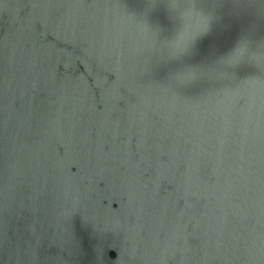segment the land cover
<instances>
[{
    "label": "water",
    "instance_id": "water-1",
    "mask_svg": "<svg viewBox=\"0 0 264 264\" xmlns=\"http://www.w3.org/2000/svg\"><path fill=\"white\" fill-rule=\"evenodd\" d=\"M143 0H0V264H264V0L189 13L178 81ZM175 31V28L172 29Z\"/></svg>",
    "mask_w": 264,
    "mask_h": 264
},
{
    "label": "snow or ice",
    "instance_id": "snow-or-ice-1",
    "mask_svg": "<svg viewBox=\"0 0 264 264\" xmlns=\"http://www.w3.org/2000/svg\"><path fill=\"white\" fill-rule=\"evenodd\" d=\"M202 2L203 0H143L145 17H150L157 11L167 16L166 26L157 29V40L174 63L175 78L186 84L196 82L197 70L185 60L193 37L184 25L189 13L200 7ZM173 28L175 31H172ZM223 70L237 77L264 79V40L258 44L241 41L224 61Z\"/></svg>",
    "mask_w": 264,
    "mask_h": 264
}]
</instances>
